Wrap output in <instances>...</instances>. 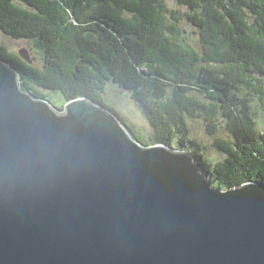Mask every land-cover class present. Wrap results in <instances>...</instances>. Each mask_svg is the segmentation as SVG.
I'll list each match as a JSON object with an SVG mask.
<instances>
[{
  "label": "water",
  "instance_id": "obj_1",
  "mask_svg": "<svg viewBox=\"0 0 264 264\" xmlns=\"http://www.w3.org/2000/svg\"><path fill=\"white\" fill-rule=\"evenodd\" d=\"M0 264H264V188L212 187L190 153L87 98L58 110L0 58Z\"/></svg>",
  "mask_w": 264,
  "mask_h": 264
},
{
  "label": "trees",
  "instance_id": "obj_2",
  "mask_svg": "<svg viewBox=\"0 0 264 264\" xmlns=\"http://www.w3.org/2000/svg\"><path fill=\"white\" fill-rule=\"evenodd\" d=\"M171 1L185 13L170 11L167 0H0V30L30 40L42 64L2 46L0 58L24 92L46 100L42 90L60 93L64 104L90 99L147 145L105 102L110 86L123 90L146 117L153 144L190 153L221 190L264 188V130L249 108L253 98L264 112V0ZM183 17L198 47L185 37ZM190 120H202L209 136L225 128L229 138L214 142L223 160L206 161Z\"/></svg>",
  "mask_w": 264,
  "mask_h": 264
},
{
  "label": "rangeland",
  "instance_id": "obj_3",
  "mask_svg": "<svg viewBox=\"0 0 264 264\" xmlns=\"http://www.w3.org/2000/svg\"><path fill=\"white\" fill-rule=\"evenodd\" d=\"M167 5L170 11H178L185 13V10L178 7L173 1L167 0ZM181 28L185 32V37L195 46L198 47V32L186 19L183 17L181 22ZM5 47L11 54L19 55L20 51L25 50L32 61L33 66L40 67L42 64V58L40 53L34 48L33 43L30 40H13L6 36L0 30V47ZM51 104L55 107H60L64 104V100L60 93H50L47 91H41ZM244 97V93H241ZM105 102L116 109L128 122L135 127L136 133L140 138L149 144L153 143L152 130L146 119L141 113L136 103L130 99L129 95L116 87L110 86L108 92H106ZM251 116L256 124V130L259 134L264 130V112L257 100L251 98L249 103ZM190 137L200 147L204 149L203 155L208 163L214 165L223 160V155L214 148V142L217 139H227L229 135L225 128L221 126L214 136H209L206 133V125L202 120H190ZM212 187H218L213 178H209ZM226 191V190H223Z\"/></svg>",
  "mask_w": 264,
  "mask_h": 264
}]
</instances>
